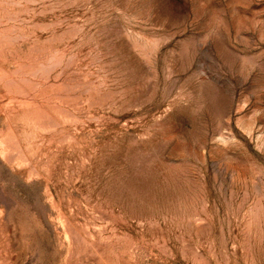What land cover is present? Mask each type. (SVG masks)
<instances>
[{
  "label": "rangeland",
  "instance_id": "374dc122",
  "mask_svg": "<svg viewBox=\"0 0 264 264\" xmlns=\"http://www.w3.org/2000/svg\"><path fill=\"white\" fill-rule=\"evenodd\" d=\"M0 264H264V0H0Z\"/></svg>",
  "mask_w": 264,
  "mask_h": 264
}]
</instances>
